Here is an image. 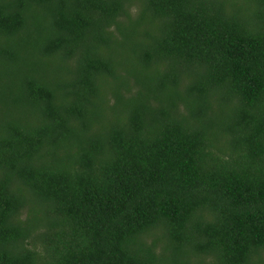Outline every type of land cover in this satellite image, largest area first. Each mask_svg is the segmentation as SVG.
<instances>
[{
	"label": "trees",
	"instance_id": "trees-1",
	"mask_svg": "<svg viewBox=\"0 0 264 264\" xmlns=\"http://www.w3.org/2000/svg\"><path fill=\"white\" fill-rule=\"evenodd\" d=\"M0 264H264V0H0Z\"/></svg>",
	"mask_w": 264,
	"mask_h": 264
}]
</instances>
